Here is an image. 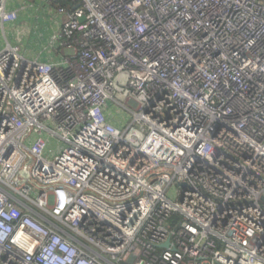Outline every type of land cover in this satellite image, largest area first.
<instances>
[{"label": "built area", "instance_id": "2783aa9c", "mask_svg": "<svg viewBox=\"0 0 264 264\" xmlns=\"http://www.w3.org/2000/svg\"><path fill=\"white\" fill-rule=\"evenodd\" d=\"M45 2L61 61L0 0V264H264V0Z\"/></svg>", "mask_w": 264, "mask_h": 264}, {"label": "crops", "instance_id": "0c3cea01", "mask_svg": "<svg viewBox=\"0 0 264 264\" xmlns=\"http://www.w3.org/2000/svg\"><path fill=\"white\" fill-rule=\"evenodd\" d=\"M8 10L18 12V20L6 25L9 28V34L5 30L9 43L21 45L24 51L30 52L29 54L24 52L26 57L30 59H38L44 63L63 59L60 54H52L45 50L51 38L58 31L60 24L59 17L54 16L51 9L47 7L45 0H9ZM40 20L43 21L42 24H40ZM31 22H38L39 24L35 28ZM34 31H36V36L32 41L29 37L34 35ZM5 45L2 31V34L0 33V52Z\"/></svg>", "mask_w": 264, "mask_h": 264}, {"label": "trees", "instance_id": "16d2710c", "mask_svg": "<svg viewBox=\"0 0 264 264\" xmlns=\"http://www.w3.org/2000/svg\"><path fill=\"white\" fill-rule=\"evenodd\" d=\"M59 1L64 6H68L69 5V0H59ZM181 220H182L181 216L175 215L172 218V223H173V225H178Z\"/></svg>", "mask_w": 264, "mask_h": 264}, {"label": "rangeland", "instance_id": "374dc122", "mask_svg": "<svg viewBox=\"0 0 264 264\" xmlns=\"http://www.w3.org/2000/svg\"><path fill=\"white\" fill-rule=\"evenodd\" d=\"M32 23V25L36 28V25H38L39 23L38 22H31ZM43 23V21H41L40 20V24H42ZM0 33L2 34V31L0 30ZM6 33L7 34H9V28H8V26H6ZM36 34V31H34V35L33 36H30L29 38L33 41L34 39H35V35ZM24 50V49H23ZM32 51H33V49H32ZM24 52H26L27 54H29L30 52H27L26 50L24 51Z\"/></svg>", "mask_w": 264, "mask_h": 264}, {"label": "water", "instance_id": "95a60500", "mask_svg": "<svg viewBox=\"0 0 264 264\" xmlns=\"http://www.w3.org/2000/svg\"><path fill=\"white\" fill-rule=\"evenodd\" d=\"M22 175H23L24 177H27V176H28V171H27V170H26V171H23V172H22ZM182 187H184V185H182ZM169 245H170L169 243H166V244L163 245V247H164V248H168Z\"/></svg>", "mask_w": 264, "mask_h": 264}]
</instances>
